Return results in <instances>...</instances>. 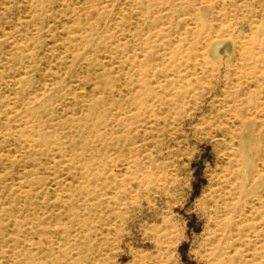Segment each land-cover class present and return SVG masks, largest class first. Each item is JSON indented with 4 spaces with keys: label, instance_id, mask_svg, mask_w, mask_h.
Listing matches in <instances>:
<instances>
[{
    "label": "rangeland",
    "instance_id": "1",
    "mask_svg": "<svg viewBox=\"0 0 264 264\" xmlns=\"http://www.w3.org/2000/svg\"><path fill=\"white\" fill-rule=\"evenodd\" d=\"M202 263L264 264V0H0V264Z\"/></svg>",
    "mask_w": 264,
    "mask_h": 264
},
{
    "label": "bare ground",
    "instance_id": "2",
    "mask_svg": "<svg viewBox=\"0 0 264 264\" xmlns=\"http://www.w3.org/2000/svg\"><path fill=\"white\" fill-rule=\"evenodd\" d=\"M206 146V145H205ZM194 181V180H193ZM185 205V204H184ZM179 212V211H178ZM188 223V222H187ZM182 247H183V245H182ZM181 257V256H180ZM181 260V259H180ZM203 264V263H202Z\"/></svg>",
    "mask_w": 264,
    "mask_h": 264
}]
</instances>
